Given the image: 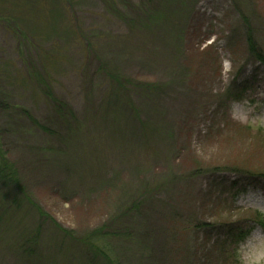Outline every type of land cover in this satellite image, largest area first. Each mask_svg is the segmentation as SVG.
I'll use <instances>...</instances> for the list:
<instances>
[{"label":"rangeland","instance_id":"rangeland-1","mask_svg":"<svg viewBox=\"0 0 264 264\" xmlns=\"http://www.w3.org/2000/svg\"><path fill=\"white\" fill-rule=\"evenodd\" d=\"M259 54L264 0H0V100L22 124L3 148L37 204L76 237L112 232L122 264H264ZM39 222L0 213V264H104L47 223L24 246Z\"/></svg>","mask_w":264,"mask_h":264},{"label":"trees","instance_id":"trees-1","mask_svg":"<svg viewBox=\"0 0 264 264\" xmlns=\"http://www.w3.org/2000/svg\"><path fill=\"white\" fill-rule=\"evenodd\" d=\"M20 36L25 37L26 35L21 32ZM249 43L251 46H255L256 43L253 40V37H249ZM257 53V52H256ZM255 53V55H257ZM257 58L260 59L261 62H264V57L262 54H259ZM89 58V55H87ZM88 61V60H87ZM86 64V63H85ZM34 66V65H33ZM86 67V66H85ZM84 67V68H85ZM28 74L30 76L33 84L39 89L42 87L45 92V96L50 102L51 109L56 112V117L54 116L55 122L60 120L62 122L61 128L66 132H71L74 128L72 125L75 124V119H72L73 111H69L68 105L62 103L59 98H57L56 94L53 92L51 86L52 82L49 81L50 73L47 71L46 65L42 66V71H36L35 67H32V63L28 66ZM46 75H48V81L46 79ZM17 111H13L10 105L3 103L0 100V113H4L6 116V120H9L8 126L1 131L0 126V213H19L25 211V209L34 210L39 217L42 219V223L36 224L34 227V235L25 243L24 246L28 244H37L38 237L40 236L43 229H45L44 223L51 226L53 229L58 230V232L64 237H75L76 240H80L86 246H89V250L93 252L94 256H100L104 264H122L115 256L112 250L109 249V241L113 236L112 232L105 231L104 229H95L89 235L76 237V234L73 230L65 228L60 225L52 216H50L47 211L42 208L39 204H37L32 196L27 192L24 184L21 181L18 169L14 165V163L10 160L7 151L3 148V135L6 133L7 129L11 130V126H15L14 128L19 129L22 124L17 121H12L11 118L15 116ZM24 115L28 116L32 123L36 125L38 128L42 129V131L56 134L60 133L57 127H50L43 125L40 121L34 118L27 110L22 111ZM75 115V114H74ZM59 117V118H58ZM20 118V117H19ZM12 131L14 129L12 128ZM4 133V134H3ZM50 134V135H51ZM53 140H57L53 137ZM2 142V143H1ZM19 211V212H18ZM48 218H51V222H49ZM51 223V224H50Z\"/></svg>","mask_w":264,"mask_h":264}]
</instances>
